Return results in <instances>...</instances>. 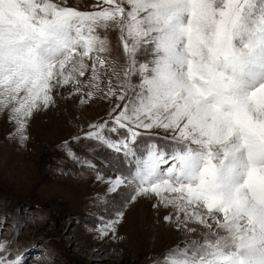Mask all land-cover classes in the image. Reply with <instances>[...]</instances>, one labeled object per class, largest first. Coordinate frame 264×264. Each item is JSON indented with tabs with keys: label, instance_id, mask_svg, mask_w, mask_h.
<instances>
[{
	"label": "snow or ice",
	"instance_id": "1",
	"mask_svg": "<svg viewBox=\"0 0 264 264\" xmlns=\"http://www.w3.org/2000/svg\"><path fill=\"white\" fill-rule=\"evenodd\" d=\"M68 86L119 101L85 133L114 154L108 179L83 161L116 209L102 237L130 204L155 199L188 231L211 233L161 264H264V0H96L92 11L0 0V112L21 146L30 118ZM161 132L163 144L152 139ZM0 254V264H24L2 240Z\"/></svg>",
	"mask_w": 264,
	"mask_h": 264
},
{
	"label": "rangeland",
	"instance_id": "2",
	"mask_svg": "<svg viewBox=\"0 0 264 264\" xmlns=\"http://www.w3.org/2000/svg\"><path fill=\"white\" fill-rule=\"evenodd\" d=\"M56 2L92 11L96 0ZM108 35L115 46L117 33ZM133 82L139 83V77L134 76ZM54 99L51 107L30 118L24 146L10 112H0V240L7 243L9 259L19 252L24 264H161L177 245L202 241L211 234L208 228L191 223L187 228L196 231H188L175 222L173 209L154 208L155 199H139L125 209L115 233L102 237L99 230L114 218L116 209L107 184L83 161L95 164L108 179L113 172L107 160L114 154L95 146L85 133L92 124L108 121L119 101L102 93L89 100L73 94L71 86L57 89ZM82 99L86 102L81 103ZM163 135L152 139L163 144ZM65 143L68 149L61 147ZM69 150L80 160L70 159ZM140 202L147 206L144 215ZM169 214L172 222L164 219Z\"/></svg>",
	"mask_w": 264,
	"mask_h": 264
},
{
	"label": "bare ground",
	"instance_id": "3",
	"mask_svg": "<svg viewBox=\"0 0 264 264\" xmlns=\"http://www.w3.org/2000/svg\"><path fill=\"white\" fill-rule=\"evenodd\" d=\"M143 202H144V201H143ZM143 202H140V203H139V208L141 207V208H140V211H141V214H142V215H144V213H146L145 211L147 210V206H146L145 203H143ZM137 207H138V206H137ZM145 209H146V210H145ZM138 215H139V213H138ZM138 215H137V216H138ZM144 219H145L144 216H142V223H143V220H144ZM181 230H182V229H181ZM179 232L181 233V231H179ZM180 233H179V234H180ZM177 234H178V233H177Z\"/></svg>",
	"mask_w": 264,
	"mask_h": 264
}]
</instances>
